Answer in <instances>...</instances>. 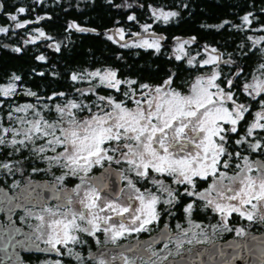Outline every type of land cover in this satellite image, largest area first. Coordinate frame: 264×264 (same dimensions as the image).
I'll return each instance as SVG.
<instances>
[{"label":"snow or ice","instance_id":"6c2138e0","mask_svg":"<svg viewBox=\"0 0 264 264\" xmlns=\"http://www.w3.org/2000/svg\"><path fill=\"white\" fill-rule=\"evenodd\" d=\"M24 13L25 8L21 7L17 10ZM156 12L154 11V15ZM175 12H164L159 10V17L165 21L169 17L176 16ZM250 15V14H249ZM249 15H245L242 20L245 24H250ZM9 19L16 21V15H11ZM129 20L135 19L133 16L128 17ZM225 23H228L225 21ZM16 28L25 27L24 23L17 22ZM149 25L144 26V31H148ZM219 27H223L220 25ZM69 28H75L77 31L84 32L87 29L79 28L75 24H70ZM7 28L0 27V33H6ZM121 32V38H123ZM44 36L43 32L39 33ZM108 39H113L109 36ZM252 40V37H249ZM264 37L253 40V44H258ZM189 43L184 41L179 50L183 51V44ZM125 47L129 45H124ZM135 47L155 48L159 51L160 45L158 40L149 42L142 41ZM19 52L20 49L16 48ZM213 52L216 49H212ZM38 60H44V56H38ZM177 60L181 56H176ZM192 59L188 60L189 65L193 64ZM219 56L209 55L207 59L201 62L204 65L215 64L219 67ZM225 63H228L225 61ZM261 76L255 78L254 83H246L244 88L250 95L259 96L264 93V64L260 65ZM89 76L99 78L100 84L107 88H116L122 81L116 79V72L105 71L101 73L99 70L88 73ZM220 72L213 69L210 76H198L190 85L187 93L172 88L171 78L166 79L162 85L153 88L149 84H142L140 88L149 89L148 92L142 93L143 100L135 99L134 108L127 106L125 101H116L112 97L99 96L98 100L103 102L95 107L97 111H93L92 107L87 104L68 101L66 105H57L55 112L58 114V120L50 122L40 116L39 112L34 114L40 118L28 120L26 117H16L24 127H3L0 125V145H10L27 147L31 143L34 147L32 151L43 154L46 151L56 153L53 156H43V159L49 162V169L52 167H61L67 169L64 175L58 177L59 181H63L69 173L73 176L79 175L81 183L91 181L90 186L85 192L84 198L80 200L81 210L73 212L70 209L58 212L47 207H41L42 213H47L46 218L43 214H36L35 219L39 222L34 231L37 235L35 240H42L47 246L41 251L51 250L57 254H62L57 245L67 247L70 243H82L78 239L75 232H85L89 236H95L99 232H103L106 241L116 244L118 240L132 233H142L150 231V225L160 219V212L157 205H173L177 201L176 191L165 186L163 179L156 178L152 174L165 178L171 177L172 183L176 185H186L182 195L195 197L200 201H204L205 208H211L214 212L220 214L221 223L219 227L212 225L213 231H232L228 227V216L235 213L239 217L250 222L264 223V163L257 164L249 161L247 156L240 158L235 167L237 171L229 175L226 171H221L220 167L228 169L231 167L229 160H221V157L228 156L232 153L228 152L226 144L228 142L227 133H236L239 121L243 120L244 114L248 112V108L243 104H238L234 100V94L231 91H225L224 88L217 83ZM72 80L76 81L82 77L73 74ZM13 81L19 80L20 77L14 76ZM123 83L135 84L136 81H125ZM228 85H232V81H227ZM215 89V91H211ZM15 94V84L0 85V95L8 97ZM83 94V93H82ZM27 95L35 96V93H27ZM60 95H63L61 93ZM124 95L132 100L134 93L131 95L125 92ZM231 102V107L226 106ZM262 110L255 113L253 122L247 129V135L251 136L253 130L264 129V100L261 101ZM34 109V105H24L17 107L16 112H25ZM76 110V111H73ZM87 110L89 115L81 117L78 113ZM9 120L13 119L9 113ZM155 121V122H154ZM228 125L229 127H225ZM11 139H8V136ZM16 137H22L17 139ZM43 140L44 143L36 147V142ZM237 143H243L238 140ZM250 148L253 152L264 150V145L259 142L251 144ZM60 149V151H57ZM113 154H118L116 158ZM240 157V153L235 154ZM124 161L129 166V171L134 172L135 176L140 180L150 181L156 186L158 192L162 195L166 193L167 199L161 200L150 189L141 191L137 188L131 179L121 176L122 179H128V185L135 192L134 196L128 198L127 203L119 202L117 195L112 200H106L103 205L101 201V190L108 187L107 175L94 178L89 173L94 166H103L104 161L120 164ZM255 165V167H254ZM0 168L12 171L8 163H0ZM33 171H40L34 168ZM107 174H111V169L106 170ZM255 172V175L249 173ZM83 175H80V174ZM208 181L211 183L203 191H197L196 179ZM73 191H77L79 189ZM31 195V193H29ZM37 201L40 200V193H35L33 197ZM63 203L58 207H64L65 203L71 204V197H59ZM138 201V204L134 203ZM193 203H188L184 208L186 214L191 216ZM110 212L111 215H101L103 212ZM31 216L32 213L28 212ZM115 218V219H114ZM86 222L88 227L82 226L77 221ZM188 229H181L178 224L177 228L180 232L173 241L172 235L163 233L161 239L165 240V248L169 244L174 243L175 253L169 252L167 256H157L156 251L152 249V242H138L136 251L139 253L140 264H165L169 262V258L173 259L180 255L184 238L191 235L187 239V243L191 244L193 240L197 243L208 242V236L200 224H192ZM103 225V227H102ZM167 227V226H166ZM195 229H200L199 232ZM237 236L243 237L245 232L243 229H235ZM203 237V239H201ZM99 243V240H97ZM239 249L242 245L234 246ZM246 247V246H244ZM129 251H132L130 248ZM191 251V249H189ZM251 251V249H249ZM71 253L72 249L68 248ZM77 260L80 259L79 254L75 255ZM117 257H113L116 259ZM119 259L123 264H135L129 260L124 252L119 253ZM235 258V257H234ZM55 264H61V261H55ZM97 264H107L101 255L97 259Z\"/></svg>","mask_w":264,"mask_h":264},{"label":"trees","instance_id":"16d2710c","mask_svg":"<svg viewBox=\"0 0 264 264\" xmlns=\"http://www.w3.org/2000/svg\"><path fill=\"white\" fill-rule=\"evenodd\" d=\"M16 1L25 7L24 13L29 19L42 18L32 28L41 29L44 36L32 42L27 36L29 32L26 34L18 29L9 31L11 38L6 40L10 47L3 46L0 41V85L9 82L16 85L14 95L0 96V125L3 127L18 125L16 117L19 116L13 106L35 101L27 92L36 94L37 108L43 112L44 119L54 121L56 112L52 109L53 105H60L67 100L87 104L94 111L98 104L94 99L95 93L133 105L134 97L129 100L124 93L138 96L145 90L140 88L142 84L156 87L171 78L172 88L185 90L189 80L200 70L189 66L183 57L180 60L174 57L171 47L175 40L190 39L193 44L188 47L189 53L196 52L202 46L233 49L238 41L244 40L239 35L245 34L240 31V27H231L237 22V17L243 18L246 13L254 11L257 20L264 19V13L258 12L263 9L264 0H59L46 7H35L29 0ZM158 9L177 15L165 21L152 12ZM129 16L135 19L129 20ZM70 24L87 31L69 28ZM143 25H149L153 36L158 38L159 51L128 44L131 39L129 35L141 32ZM116 29L126 33L125 40L114 37L112 31ZM109 36L113 39H108ZM243 44L245 48L240 53L235 52L233 59L238 65H245L250 70L252 66L258 65L259 48H247L249 43ZM16 48L20 51H15ZM244 50L246 53L241 57ZM41 55L45 57L44 60L37 59ZM103 69L116 72V79L122 81L119 91L99 84L92 85L93 91L83 92L97 80H85V77H89L88 73ZM73 74L82 79L73 81ZM14 76L20 79L13 81ZM125 81L136 83H123ZM220 82L223 83L222 80ZM9 113L13 117L11 120L8 118ZM86 113L87 110L78 115ZM8 139H11L10 134ZM16 147L20 150L10 145H0V163L15 164L10 167L16 172L20 171L17 163L44 161L43 156L52 153L46 151L38 154L32 151L31 144Z\"/></svg>","mask_w":264,"mask_h":264},{"label":"flooded vegetation","instance_id":"af4514ba","mask_svg":"<svg viewBox=\"0 0 264 264\" xmlns=\"http://www.w3.org/2000/svg\"><path fill=\"white\" fill-rule=\"evenodd\" d=\"M29 1L35 7H46V5L59 0ZM80 1L82 0H76V2ZM0 4V27L8 29L6 33H0V41L3 46H11L9 43L7 44L6 40L11 38V35H8L9 31H16L18 29L26 34L29 32L27 34L29 40L30 38L32 40L43 38V36L39 35L42 32L41 29L32 28V25L40 23L42 18L29 19L25 13H19L17 10L22 5L18 4L16 0H0ZM262 8L258 12L264 13V5ZM11 15H16L17 20L13 21L9 19ZM246 15H249L250 24H245L242 18L237 17V22L231 26L234 28L240 27V31H244L245 34L239 35L244 38L243 42L238 41L233 49L223 48L220 50L216 48L215 51L217 56L220 57L219 67L215 66V69L220 71L221 74L227 73V76L223 74V76L221 75L218 78V83L223 87L225 85L228 87L234 94L236 103L243 104L248 108V112L244 114L245 118L236 125L237 132L227 133L228 142L226 148L228 152L232 153V156L230 159L228 156H223L221 160H229L231 167L228 169H224L221 166L218 167H220L221 171L228 172L229 175L234 173L236 169L235 165L241 162L240 158L244 156H247L249 161L252 162L258 159L264 160V150L253 152L250 148L251 144L257 142L264 145V129H255L251 136L247 135V129L253 122L255 113L262 110L261 101L264 100V93H261L259 96H254V94L250 95L244 88L246 83H251V78L255 81V78L261 76L262 70H260V65L264 64V40H260L255 45L253 44V40L264 37V19L257 20L254 11L248 12ZM17 22L24 23L25 27L16 28L15 25ZM9 25H12L11 28ZM246 30L249 33L246 34ZM30 31H33V33L31 34ZM249 37L253 39L250 40ZM244 42L249 43V45L247 44V48L251 46L259 48L257 51L258 65L252 66L250 70H247L248 68L245 65H238L233 59L235 52L240 53L245 48L246 45L243 44ZM224 52H226L225 55H223ZM245 53L246 51L244 50L241 57ZM225 61L228 63H225ZM227 77H229L228 80L233 82L231 86L226 81ZM221 80L225 83H221ZM176 90L182 91L181 89ZM134 105L127 106L131 107ZM261 123H264V121H261ZM225 127L229 126L225 125ZM238 140H243V143H237ZM237 152L240 153V157L235 155ZM113 155L119 158L118 154ZM9 165L13 167L15 164ZM16 165L20 168L19 172L13 171L14 169L12 168L11 172L6 169L0 170V264H55L57 260L61 261V264H97V259L101 255H103V259L107 264H123L122 260L118 258L121 252H124L129 260L134 261L135 264H140L139 253L136 251L138 242L148 243L155 241L152 244V249L156 251L158 257L167 256L170 251L175 253L174 243L169 244L165 248L166 241L161 239L162 234L169 233L172 235L174 241L176 235L180 232L177 225L179 224L181 229H188L192 226L189 224V221H192L193 225L200 224L202 226L208 236V242L197 243L193 240L189 244L187 243V239L191 238L189 234L188 237L184 238L185 243L182 246L180 255L175 256L174 259L172 257L169 258L171 264H245L247 251L244 247V240L250 236L264 234V223L247 221L235 213L228 216V227L232 231L217 230L214 232L211 226L217 225L219 227L221 223L220 214L214 212L211 208H205L204 201H200L195 197L182 195L185 187L190 186L173 184L171 177L165 178L153 173V176L165 181V186L176 191L177 201L173 205H164L163 203L157 205V209L160 212V219L149 226L150 231L139 234L132 233L118 240L115 245L111 241H106V237L102 231L95 236H89L85 232H75L74 235L82 243H70L67 247L57 245L62 254H57L51 250L41 251V249H46L47 246L42 240L34 239L37 235L34 229L39 223L35 219V215L43 214L46 218L48 217L47 213L41 212L42 206L58 212L69 209L73 212H79L82 207L80 200L84 198L85 192L92 186V182L86 181L81 183L79 175L73 176L70 173L61 182L57 178L64 175L68 170L61 167H52L51 170H48V161L17 163ZM34 168L40 169V171L34 172ZM108 169H111L110 175L107 174L106 170ZM80 175L83 174L81 173ZM105 175H107L108 187L101 190V201L99 202L101 206L104 201L112 200L117 195L119 196L120 203H127L128 198L135 195L133 189L128 185V179H131L133 184L142 192L145 189H150L158 196H161V200L167 199L166 193L162 195L150 181L140 180L135 176L134 172L129 171V166L123 160L120 164L114 162L110 164L108 161H104L103 166H94L89 173V176L94 178H100ZM122 175L128 179H122ZM195 179L198 185L197 191H203L212 182L211 178L208 181H201L199 178ZM78 185L80 186L79 189L73 191L77 189ZM37 192L41 196L39 201L33 198ZM46 194L48 198H46ZM57 196H69L72 202L70 205L65 203L64 207H58L63 201L58 199ZM134 203L138 204V201H134ZM188 203H193L191 216L184 211ZM28 212L32 213V215H27ZM100 214L111 215L107 211ZM77 223L88 227L86 222L78 220ZM237 228L244 230L245 235L243 237L237 236L235 231ZM195 231L199 232L200 229H195ZM97 240H99V243H97ZM237 244L242 245V247L239 249L235 248L234 246ZM68 248L72 249L71 253L68 252ZM130 248L132 251H129ZM77 253L80 256L79 260L75 258ZM252 254H255L252 257L255 261L258 253L256 250H253L249 252V255ZM113 257L117 258L113 259ZM165 264H169V262H165ZM261 264H264V261Z\"/></svg>","mask_w":264,"mask_h":264},{"label":"rangeland","instance_id":"374dc122","mask_svg":"<svg viewBox=\"0 0 264 264\" xmlns=\"http://www.w3.org/2000/svg\"><path fill=\"white\" fill-rule=\"evenodd\" d=\"M152 12L154 13V10H152ZM156 12V16H159V9H158V11L156 10L155 11ZM144 26L145 25H143L142 26V30H141V32H136V33H133V34H131V35H129V36H131V39L130 40H128V44H133V45H135V44H139V43H141L142 41H144V40H147V41H149V42H152L153 40H158V38L157 37H155V36H153V32L148 28V31H144ZM112 34L114 35V37L115 38H118V39H120V40H125V37H124V35L126 34L124 31H122V35H123V38H121V32H120V29H116L115 31L113 30L112 31ZM30 40L33 42V40L30 38ZM29 40V41H30ZM159 41V40H158ZM184 41H188L189 43H187V44H183V51H180L179 50V48H180V45L184 42ZM124 42V41H123ZM126 42V41H125ZM160 44V43H159ZM193 44V42L190 40V39H186V40H184V39H179V40H175V42H174V44L172 45V47H171V51H172V53H173V55H174V57H176L177 55H179V56H181V58L183 57L184 59H185V61L187 62V64L189 65V63H188V60L189 59H192L193 57H195V59L193 60V64L192 65H189V66H192V67H197L198 68V70H200L199 72H197L195 75H193V77L189 80V82H188V84L186 85V89L185 90H182V92H184V93H187L188 92V90H189V87H190V85L194 82V80L196 79V77H198V76H204V77H207V76H210L211 74H212V71H213V69H215V64H210V65H204L203 67H201L200 65H201V62L204 60V59H207L208 57H209V55H212V56H217V54L215 53V52H213L212 51V49L210 48H203V46L200 48V49H198L196 52H194V53H189L188 52V47H190V45H192ZM190 52H192V51H190ZM216 70V69H215ZM95 71H97V70H95ZM101 73H104L105 71H112V70H110V69H103V70H99ZM217 71V70H216ZM92 72H94V71H92ZM218 72H220V71H218ZM220 74H221V72H220ZM222 75V74H221ZM220 75V76H221ZM227 76V75H226ZM228 78L229 77H227V79H226V81H228ZM92 79H97L96 81H95V83L93 82L91 85H99L100 84V81H99V78L98 77H96V78H93V77H91V76H89V77H85V80H87V81H89V80H92ZM250 82L251 83H253V82H255L252 78L250 79ZM9 83H11V82H9ZM9 83H7V84H9ZM217 83H218V80H217ZM7 84H3V85H7ZM89 85V84H88ZM221 86V85H220ZM222 88H224V90L225 91H230L229 89H228V87H226V85L223 87V86H221ZM153 88H155V87H153ZM89 91H93V89H86V90H84L83 92H89ZM149 91V89H145V90H143L142 91V93H145V92H148ZM211 91H215V89H211ZM15 93H16V85H15ZM28 93V92H27ZM142 93L140 94V95H138V96H133L134 97V100L135 99H140L141 98V100H143V96H142ZM0 96H2V95H0ZM100 95H98L97 93H95V95H94V99L97 101V103L98 104H102L103 102H101V101H99L98 100V97H99ZM33 97V99L35 100L34 102H32V103H23V104H18V105H15V106H13L14 107V110L17 108V107H23L24 105H34V109H29L28 111H27V113H25V112H16L18 115L17 116H19V117H26V119H28V120H33V119H38V118H40V117H38V116H36L34 113L35 112H39V114H40V116H42L43 117V115H42V113H41V111L37 108V104H38V100H37V97L36 96H32ZM107 98V97H106ZM115 100V99H114ZM68 101H71V100H67V101H65V102H63L62 104H60V106H63V105H66L67 103H68ZM117 101V100H116ZM57 105H59L58 103L57 104H55V105H53V107H52V109L55 111V108H56V106ZM226 106H228V107H231V102H228L227 104H226ZM135 107V105L134 106H131L130 108H134ZM74 111V110H73ZM94 111H97V108L94 110ZM87 115H89V113L87 112L85 115H82L81 117H85V116H87ZM44 118V117H43ZM56 120H58V114L56 113ZM56 120H54V121H56ZM17 122H18V125L16 126V127H24L25 125H21L20 123H19V121L17 120ZM50 122H53V121H50ZM155 122V121H154ZM17 139H21L22 137H16ZM44 143V141L43 140H40V141H37L36 142V147H38L39 145H41V144H43ZM29 144H31V143H29ZM32 145V144H31ZM32 147H34L33 145H32ZM57 151H60V149H58ZM56 153H51V154H49L48 156H53V155H55ZM42 160H44V161H47V160H45V159H42ZM237 171V169H235L234 170V173ZM233 173V174H234ZM249 175H255V173H249Z\"/></svg>","mask_w":264,"mask_h":264},{"label":"water","instance_id":"95a60500","mask_svg":"<svg viewBox=\"0 0 264 264\" xmlns=\"http://www.w3.org/2000/svg\"><path fill=\"white\" fill-rule=\"evenodd\" d=\"M0 11H1V4H0ZM89 89H93L94 86H87ZM257 164L264 163V160L258 159L255 161ZM34 185V184H33ZM46 198H48V195ZM244 245L246 246L245 250L247 251V255L245 257L246 262L245 264H261L264 261V234L257 235V236H250L244 240ZM249 249L251 251H257L258 256L256 257L255 261L253 260V256L255 255H249ZM256 253V252H255ZM244 260V259H243ZM250 260V261H249ZM244 263V262H243Z\"/></svg>","mask_w":264,"mask_h":264}]
</instances>
